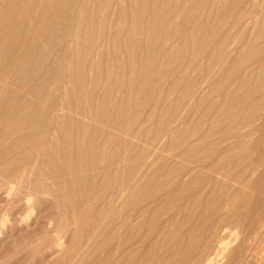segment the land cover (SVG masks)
Returning a JSON list of instances; mask_svg holds the SVG:
<instances>
[{
    "label": "bare ground",
    "instance_id": "1",
    "mask_svg": "<svg viewBox=\"0 0 264 264\" xmlns=\"http://www.w3.org/2000/svg\"><path fill=\"white\" fill-rule=\"evenodd\" d=\"M113 5L122 11L125 3L123 0H0V167L3 166L4 172L9 173L7 181L0 176V197L3 195L6 203H18L19 195L23 194L21 186H27L21 179L22 175L18 181H11L15 169L13 165L28 168L33 173L40 165L43 168L47 167V163L54 166L50 159L55 157L60 167L54 170V184L66 201L77 207L89 200L91 192L100 187L96 180L89 175L61 178L63 172L74 176L78 167L82 170L99 167L104 150L105 135L100 128L91 127L85 120L72 124L75 130L69 124L66 128L64 121L67 122L69 117L56 116L65 108L68 83L72 90L76 87L75 79L67 78L69 69L73 68L70 66L71 60L78 58L80 50L82 52L84 48L80 76L84 75L92 81L87 100L89 109L77 105L78 112H75L82 119L91 118L88 114H92L96 121H113L114 126L120 127L124 125V118L136 114L141 107L143 100L139 97L140 91L145 92L151 85L147 87L143 82L151 80L156 72H161L165 60L174 55L171 53L181 44L180 27L187 23L191 38L184 41L185 45L191 47L190 55L198 50L203 51L200 54L206 57H201L200 61L192 59L176 70L158 127L150 132L139 128L137 133L128 134L130 138H124L117 147L121 153H114L112 162L124 165L109 174L113 181L118 182L117 190L104 206L92 213L90 211L95 220L77 229L78 232L74 234L77 233L78 243H74V248H77L76 251L90 250L94 247L93 240L105 235V241L110 246L105 264H188L191 257L200 253L198 248L193 249L191 239L187 240V236H196L201 232V223L194 220L203 216L206 220L220 218L223 210L233 209L232 204L241 195V199L246 198L243 194L248 187L262 185L260 179L264 177L261 174L264 169L260 171V163L264 162V153L260 148L248 165L247 159L236 165H232L233 162L228 166L224 164L226 158L240 152L249 143L256 132L255 120L262 119L261 124H264V108L261 109L264 103V45L256 43L250 46L246 41L254 29L259 34L264 31V26L258 24L259 13L264 10V0H250V9L247 11V5L242 6L236 14V4H231L230 0H134L130 6L131 19H128L130 31L123 36L122 42L119 41L122 35H118L121 31L116 32L113 36L115 42L108 44L110 49L103 47L106 45V34L97 32L105 23L104 14L113 9ZM96 6L101 12L100 16L96 13ZM215 13L234 20L231 24L221 21V27L217 30L209 20ZM121 21L120 17L117 22ZM229 24L231 28L226 31ZM233 28H237L236 33ZM241 47L244 51L235 50ZM103 53L107 55L104 66L101 60ZM255 59L260 61H253ZM230 67L234 70L233 74L227 75L223 81L217 80L222 71ZM71 70L77 72L75 68ZM234 77L236 79L230 83ZM51 80L53 82L49 85ZM143 85L145 89H142ZM47 86L49 100L45 106L40 103V109L28 105L27 100L15 92L16 88L18 91L27 90L38 99ZM213 87L218 91L224 90V95L196 117L199 108L209 99L208 92ZM134 93L138 94L137 98H134ZM51 108L55 119L49 114ZM194 121L196 124H192ZM200 122H208V130L202 132L194 129L187 138L177 140ZM45 123L53 126L55 131L65 126L68 136L65 149H61L56 142H48L45 131H36L37 124ZM131 137L145 138L144 144L138 147ZM39 138L40 148L32 153ZM111 138L114 139L115 135ZM172 140L174 142L169 144ZM45 141L47 146L43 147ZM24 143L26 148L21 152ZM167 145L170 153L176 149L180 151L171 153L173 160L164 157ZM190 156L191 159L184 158ZM131 159L134 162L127 164L126 161ZM154 165L157 168L152 170ZM239 165L237 172L235 170ZM201 182H206L214 190L225 189L227 197H199L191 190L194 184ZM79 186L82 190L77 193ZM38 191L41 192L40 189ZM33 194L29 191L21 196L25 213L22 218L18 217L20 220H16L19 212L10 208L2 214L0 233L10 228L9 224H17L18 221L28 223L36 206V196ZM188 199L194 201L195 206L189 207L187 215L182 210L186 209L187 205L183 203ZM177 206L179 210H176ZM39 212L42 213L41 210ZM45 212L47 217L48 211ZM246 215L244 225L247 230H252L256 238L262 233L261 218L253 210L247 211ZM105 218H108L107 223H104ZM214 225L210 229L202 228L201 238H206L215 228ZM238 231L231 228L227 235L219 233L210 246L204 240L198 246L210 248L204 264H223L227 256L225 264L257 263V259H249L252 247L247 245L249 243H246V237L243 238L244 234V240H239L241 231ZM62 233L50 237L51 243L41 242L46 246L45 251L41 249L44 253H40L44 259L42 263H51V258L54 264L60 263L52 256H60L68 248L65 247L68 238L64 240ZM235 244L238 245L233 247ZM104 246V242H99L94 249L99 251ZM37 248L39 251L40 245ZM93 255V252H86L83 255L85 263L92 258L94 260ZM261 264H264V260Z\"/></svg>",
    "mask_w": 264,
    "mask_h": 264
},
{
    "label": "rangeland",
    "instance_id": "2",
    "mask_svg": "<svg viewBox=\"0 0 264 264\" xmlns=\"http://www.w3.org/2000/svg\"><path fill=\"white\" fill-rule=\"evenodd\" d=\"M123 1H124L125 5H124V8L122 11L117 6L115 7L113 5L115 10H113L114 8L110 9L109 12H106L105 13L106 15L104 14V16H103V18H105V23L102 24V27L98 30L97 33L100 35L106 34V36L104 38V43H106V45L103 46L104 48H107V47L110 48L111 46H109L108 44L109 43L113 44L115 42L113 39V36L116 32L121 31V33H118V35H122L120 37L121 39L119 40L122 42L123 36L130 31L131 24H130V21L128 19L129 18L131 19L132 11H130V6L134 3V0H123ZM230 3L236 4L235 14L239 11V9L242 6L247 5V11L250 9V7L248 6V4L250 5V0H230ZM95 9H96V13L100 16L101 12L99 11L97 6L95 7ZM190 13L191 12H189V14ZM259 16H260V20H259L258 24L264 26V20H263L264 10L261 13H259ZM261 16H262V20H261ZM120 17L122 18V21L117 22V20ZM111 20H113V21H111ZM209 20L214 25H216L215 29L219 30V28L221 27V21H229V23L231 24L234 19L219 17V15H217L215 13V14L211 15ZM230 24L228 27H226V31L228 29L230 30V28H231ZM99 26H97V27H99ZM188 28H189V25L187 23H183V25L180 27V29H181L180 30V33H181V35H180V37H181L180 38V43H181L180 46L176 50H174V52L171 53V54L174 53V55H170L165 60L166 63H165V66L163 65L164 67L162 66L163 68H162L161 72H156L155 76L151 80L148 79V81L143 82V84H145V83L147 84V87L150 85V83H151V85L147 88V90L145 92L140 91L139 97H141L143 100V103H141V107L139 108V110L137 111L136 114L133 113V114L129 115V118H124L123 119L124 125L120 126V127L114 126L113 121H109V122H103V121H98V120L96 121L95 118L92 116V114L91 115L88 114L89 116H91V118L86 117V118L82 119V116L76 113V112H78V110H77L78 106L77 105L81 106L82 108H83V106H85L86 109H89L87 100L89 98V93H90L92 81L89 80L87 77H84V75L80 76V72H81L80 68H81V65L83 64L82 56H84L83 55L84 54V48H82V52L80 50L78 58L73 57V59L70 62V66L77 69V72H75V70L72 71L71 69H73V68H70L68 73H67V78L73 77L75 79L74 84L76 85V87L74 90H72L73 87L71 85H69V83H68V88L66 91L67 95L65 97V108L63 111L58 112L56 114V116L58 117V115L59 116L65 115V116L69 117L67 122L64 121V123L66 124V128L68 126L67 124H69V127L70 128L73 127L75 130V127L72 124H76L77 122H82L83 120H85V122L89 123L91 125V127L100 128V130L102 132H104V135H105L104 139H103V149L104 150H103V154H102L100 161H99V167L89 169V170H82L81 168L78 167V171L74 176H71L69 174H64V172H63L61 178H63V179H69L70 177L80 178V177H82V175H89L90 177L93 178V180H96V182L100 184V187L96 191L91 192L89 200L83 202L82 204H79L80 206L75 207L66 201V199L63 196V193L54 184V179H55L54 178V172H55L54 170L56 168L60 167V165H59L60 162L57 158L52 157V159H50L52 161V163L54 164V166L52 164L47 163V167L43 168L40 165V168H36L33 173H30V169H28V168L27 169H25L23 167L17 168L16 165H13L15 169L12 171L14 173V175L11 177V181H18L19 177L22 175L21 176L22 178L21 177L20 178L22 179L24 184H26L27 186L26 187L21 186V190H22L21 192L23 194H21V192H20L21 195H19V197L17 199L18 201H16L18 203H14V204L13 203L12 204L6 203V200L2 199L3 195L0 197V217L2 216V214H4L10 208V210H15V212L17 211V213L19 212L18 215H16V217H17L16 220H20L19 218H22L21 217L22 214L24 216V213H25V211H23V209H25V206L20 201L22 200L24 193H28L29 191H30V193H34L33 195L36 196V198L34 200L35 201L34 205H36L38 208L35 206L34 213L31 217V219L28 221V223H22L21 221H18V223H17L18 225L17 224H11V225L9 224L10 226L8 225V227H10V228H6L0 233V264H44V263H42V262H44L42 254L44 253L46 246H44V244L42 245V243L46 244L47 243L46 241L51 243L50 237L52 238L56 235V233L58 234L60 232L64 233V235H65V236H63V237H65L64 240H66V238H68L66 241L67 244H65V247H68V248L65 249L66 251H62V254L60 253V256H59V254L52 256L55 260L59 259L58 260V263L60 262L59 264H87V263L88 264H100V262H101V264L106 263V261L108 259V254H109L108 250L110 247L109 245H107V242L105 241L106 238H104L107 236L104 235L100 239L96 238L93 240L94 247L99 242L105 243V246L102 249H100L99 251L95 250L94 247L90 250L79 249L78 251H76L77 248H74L75 247L74 243H78V240H77V233H76V235L74 233L78 232L77 229H79L80 226L88 225L92 222V220H95V219H93L94 217H92V215L90 214V211L92 213L96 208H101L102 206H104L107 203V200L111 197V195L114 194V192L117 190V183L118 182L113 181L111 179V177L109 176L110 171L116 169L118 166L124 165L120 162H115V163L112 162L113 154L114 153H117V154L121 153V151L120 152L117 151V147L123 142L124 138H126V137L130 138L128 136V134L133 135L134 133H137V130L139 128H141L144 132H146V131L150 132V131H153L154 129H156L158 127V124L160 123V116H161L164 108L166 107V100H167L166 94L173 87V80H175V77L173 75L175 74L176 70L177 69L180 70L181 68H183L192 59L194 61H200L202 59L201 57H206V56L200 54V53H203V51L198 52V50H196V53L194 55L193 54L190 55L189 50L191 47L185 45L186 40L184 41V39H190L191 38L190 33L187 31ZM233 32L236 33L237 28H233ZM108 35H109V37H108ZM245 40L246 39H244V41ZM119 41H117V42L119 44H121ZM246 41H249L250 46L255 45L256 43H258L260 45H264V31H262L259 34V31L257 29H254L252 36ZM235 50L237 52L244 51V49L242 47L239 50L238 49H235ZM177 53H178V55H177ZM106 56H107L106 53L101 54V60L103 61V66H104L106 58H107ZM253 61L259 62L260 60L255 59ZM166 71H167V73H166ZM233 72H234L233 68L230 67L226 71L225 70L222 71V73L220 74V76L218 77L217 80L223 81L228 77L227 75H231V74H233ZM234 79H236V77L232 78L230 83H233ZM53 80L49 81L48 84L49 83L52 84ZM81 89H83V90H81ZM142 89H145L144 85H143ZM15 90H17V91H15V92H17V94L21 95L22 97H24L27 100L28 105H33V108H35V109H40L39 108L40 103L44 104V106H45L46 105L45 103L48 102V100H49V95H50L49 86H47L46 91L43 93L42 96H39L38 99L35 98V96L32 95L31 92L29 93L27 90H23V91L19 90L18 91L17 88ZM208 95H209V99L206 101V103L203 106H201L199 108V110L196 114V117H199L200 114H202V112L204 111V109L209 107L212 102L218 101L219 99H221L222 96L224 95V90L218 91L216 88L213 87V89L212 90L210 89V91L208 92ZM137 96H138V94L134 93V98H137ZM36 97H37V95H36ZM219 103H221V102H219ZM262 108H264V103L261 104V109ZM49 114H51V117H53V108L50 109ZM246 114L243 117H245ZM56 116H54L53 119H55ZM259 117L260 116H258L257 119ZM262 122H263L262 119L255 120V122L253 124H257L256 128H255L256 132L253 135V137L250 139L249 143L246 144L244 146V148L240 150V152H237L236 154H231V156L226 158L224 166H228V164H231V162H233L232 165H236L239 162H241L243 159H247V163H246L247 165L249 163H252L253 162L252 160L254 159V156L256 155L258 148H260L261 152L264 153V124H261ZM192 124H196L195 121ZM208 127H209L208 122H206V123L200 122L199 124L196 125L195 128H189V131L187 133H185V136L177 138V140H179L183 137L187 138L189 136V134L194 129H199L203 132L204 130L205 131L208 130L207 129ZM257 127H258V129H257ZM66 128H65V126H63L62 128L58 127L55 131V128L53 126L51 127L49 124L45 123V124H37L36 131L39 133L40 132L42 133L45 131L47 133L46 136L48 137V139L46 137V140L48 142H50V141L56 142V143H58V146L61 149H65L67 146V142H68V136L65 133ZM184 131H186V130H184ZM182 133H184V132H182ZM57 135L59 136V138H58L59 140H57V137H58ZM112 135H115L116 140H115V138L114 139L111 138ZM40 139L41 138L37 139L38 142H35L36 146L34 149H32V147H31V149L33 150L32 153H35L36 151L39 150V148H40L39 145L41 142ZM131 140L135 141L137 146L140 147L144 144L143 141L145 140V138L141 137L140 139H138V137L137 138L131 137ZM173 142H174V140L170 141L169 144H172ZM45 145L47 146L46 141L42 143L43 147ZM166 147L168 150L164 153L165 154L164 157H169L167 160H173L171 158L172 152H180L178 149H176L170 153L169 146L167 145ZM25 148H26V144L24 143L21 146L20 151L24 152ZM44 149H46V148H44ZM133 157H135V155H133ZM191 157L192 156L184 157V158L185 159H187V158L191 159ZM217 157L218 156H216L215 158H217ZM7 160L9 162H12V160H10V159H7ZM181 161H186V160L181 159ZM74 162L78 164V162L76 160H74ZM132 162H134L133 159L126 161L127 164H130ZM39 164H40V162H39ZM157 165H154L152 170H155L157 168ZM263 169H264V162H261L260 163V171H262ZM239 170H240V165L238 168H236L235 171L239 172ZM1 172L4 173V175ZM258 174L259 173L256 174L254 179L257 177ZM261 174H264V173H261ZM7 175H9V173L4 172V168H3V166H1L0 167V176L2 177V179L7 181L6 180ZM260 180H261V184H262L260 187H257L254 185H251L250 187H248L247 190L243 194L246 198L241 199V196H242L241 195L240 198L238 199V201L236 203L232 204L233 209H230L228 211L223 210L224 213L222 212L220 214L221 216L219 215L220 218L219 217H217V218L213 217V218L206 220V218H204V216H203L201 218H197L194 220L195 223L196 222L198 224L201 223V232L199 233V235L196 234L197 237L194 234H191L192 236L191 235L187 236V240L190 238L193 249L198 248L200 253L197 254V256L191 257L190 258L191 261L188 264H202V263L204 264L205 259L207 258L208 253L210 252V248L207 246L200 248L198 246L204 240L206 242H208L209 243L208 246H210L211 242H213L215 236L219 235V233L220 234L225 233V235H227V233L230 231L231 228L238 229L239 230L238 233L241 231L240 232L241 238L239 236V240H244V239H242L243 234L245 235V236L243 235V238L244 237L247 238L246 243H249L247 245L252 247V251H250L251 256L249 257V259H252V258L257 259V263H254V264H261L262 263V261L264 260V249H262L264 247V240H263L264 239V177L261 178ZM4 187H6V186H3V188ZM257 188H260V189H257ZM39 189L41 192L38 191ZM226 189H229V187ZM81 190L82 189L80 186L76 188L77 193H80ZM42 191L44 194L43 197H42ZM191 191L194 193H197L199 197H201V196H218V195L227 197V191L225 189L214 190L210 187V185L206 184V182L194 184L193 189ZM47 192H48V194H47ZM38 194L41 195V197H40L41 200L38 198L40 196V195L38 196ZM190 195H192V194H190ZM44 197H46V198H44ZM36 199H37V201H36ZM44 199H46V200H44ZM16 204H17V207L15 206ZM183 204H185L187 206H186L185 210L184 209L182 210V212L186 213L187 215L190 212L189 207L195 206V202L190 201L189 199ZM10 205L11 206L14 205V207H11ZM178 207L179 206L175 207L176 210H179ZM41 208L44 210H42ZM40 210L42 211V213L39 212ZM45 210L48 211L47 217H46L47 212H45ZM251 210L254 211V214L256 212H258V214L261 218L260 224L262 223V225H263L262 233L260 235H258L256 238H254V235L252 234V230H247L246 229L247 227L244 225V223L247 222V220H246L247 218H245L247 216L246 215L247 211H251ZM44 213H45V215H44ZM225 213H228V214L225 215ZM60 214L62 216H60ZM42 215L45 216L46 218L45 217L43 218ZM35 216H36V218H35ZM107 219L108 218L104 219V221H105L104 223H107ZM43 220L47 221V222L45 223ZM42 223H43V225H42ZM212 225H214L215 228H213L211 230V233L208 236L206 235L207 236V237L205 236L206 238H201L202 228H204V229L209 228L210 229L212 227ZM13 226H15V227H13ZM46 227H47V229H46ZM51 228H52V230H51ZM51 231L52 232L54 231V232L52 233ZM45 232H47V233H45ZM63 233H62V235H63ZM43 234L45 236H47V238H45V236ZM72 234H74L75 237ZM49 235H51V236H49ZM67 235H69V237ZM46 239H48V240H46ZM68 241H69V244H68ZM238 244H235L233 247H236ZM39 245H40V248H39L40 250L38 251L37 246L39 247ZM70 246H71V248L69 249ZM41 249L44 251H41ZM63 250H64V248H63ZM86 252H89V253L93 252L94 253V255H93L94 260L92 258L87 263H85L86 260L84 259L83 255H85ZM40 253H42V254H40ZM258 253H261V254L259 255ZM64 254H66V255H64ZM40 255H41L42 259L40 258ZM51 260H52L51 263H47V262H49V261H47L46 264H54L53 263L54 260L52 258H51ZM226 260L228 261V256L226 257L223 264L227 263ZM91 261H92V263H91Z\"/></svg>",
    "mask_w": 264,
    "mask_h": 264
}]
</instances>
